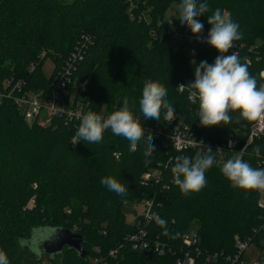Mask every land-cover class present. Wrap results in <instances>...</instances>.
Wrapping results in <instances>:
<instances>
[{
	"label": "trees",
	"instance_id": "16d2710c",
	"mask_svg": "<svg viewBox=\"0 0 264 264\" xmlns=\"http://www.w3.org/2000/svg\"><path fill=\"white\" fill-rule=\"evenodd\" d=\"M206 2L209 12L201 17L200 41L190 29L182 40L181 46L196 45L190 57L182 47L168 44L170 33H161L175 22L168 13L181 0H0V92L22 80L27 92L47 95L53 79L63 74L67 60L79 49L83 59L72 68L71 80L73 86L86 83L84 90L78 85L73 95L87 112L111 114L127 96L145 132L167 134L182 122L212 144L229 138L238 141L234 150L220 154L211 148L216 164L206 172L207 186L184 196L173 183L169 161L174 163L177 155L193 157L198 151L179 153L163 135L153 140L156 151L146 158L143 140L130 150L129 142L110 130L99 144H71L80 121L69 124L54 115L47 125L31 123L12 98H4L0 102V250L10 264H176L177 256L188 248L183 240L189 234L198 239L194 264H232L227 259L237 252L235 237L243 241L254 236L264 214L259 189H233L217 162L218 157L225 162L241 152L254 121L232 113L228 124L203 127L197 117L198 102H190L186 86L180 91L179 85L194 81L195 66L201 61L211 64L219 55L201 42L211 27L207 17L217 8L229 14L243 34L225 55L235 51L258 85L264 83V0ZM48 59L54 63L49 76L43 69ZM147 79L167 88V99L176 110L173 123L163 120V110L160 121L140 115L139 99ZM241 156L253 167L264 168V133ZM151 170L162 172V180L144 184L142 175ZM109 175L128 188L126 196L100 183ZM142 199L153 200L155 217L145 220L137 215L128 222L124 204ZM31 202L34 208L29 210ZM160 219L166 227L157 223ZM139 230L177 252L153 254L149 259L145 252L132 250L126 239ZM58 232L81 238L86 256L67 246L48 254L43 240ZM120 244L124 246L120 256L108 257ZM209 254L217 258L207 261Z\"/></svg>",
	"mask_w": 264,
	"mask_h": 264
},
{
	"label": "clouds",
	"instance_id": "9594fccd",
	"mask_svg": "<svg viewBox=\"0 0 264 264\" xmlns=\"http://www.w3.org/2000/svg\"><path fill=\"white\" fill-rule=\"evenodd\" d=\"M209 12V5L198 0H181L179 19L190 28L193 35L200 41L204 25L201 17ZM211 25L207 37L201 41L214 48L219 55L213 63L201 61L194 70V81L187 83L188 100L198 102L197 117L203 127L219 126L232 121V113L248 121L264 120V83L258 85L257 78L250 74L247 63L241 62L234 51L225 55L235 47V42L242 39L240 25L234 22L229 14L217 8L207 17ZM191 63L196 65V61ZM168 91L163 83L147 79L139 99V112L144 120H163L171 122L176 118V110L167 99ZM134 103L130 105L129 98L122 99V106L107 117L94 111H88L80 116V123L72 137V143L79 141L86 144H99L104 139V133L110 130L114 136L123 137L129 142L130 150H136L141 140L145 148L143 155L150 158L156 151L151 133L145 138V129L138 116L135 115ZM193 157L177 155L169 161L173 183L181 194L188 196L199 193L207 186L206 172L216 164L214 153L210 147H202ZM231 146V142H229ZM259 153L260 149H255ZM222 175L230 182L233 189L245 192L264 190V168H255L245 161L240 152L228 158L220 166ZM100 183L109 191L119 196H126L128 188L113 176H105ZM157 223L166 227V221L160 219ZM21 240L20 245L25 246ZM0 264H10L4 250H0Z\"/></svg>",
	"mask_w": 264,
	"mask_h": 264
},
{
	"label": "built area",
	"instance_id": "2783aa9c",
	"mask_svg": "<svg viewBox=\"0 0 264 264\" xmlns=\"http://www.w3.org/2000/svg\"><path fill=\"white\" fill-rule=\"evenodd\" d=\"M177 34V33H176ZM178 35V34H177ZM175 35V37H177ZM179 38L184 39L185 36L178 35ZM210 46V45H208ZM235 48V47H234ZM83 59V53L81 50L77 49L67 60L64 68L63 74H58L53 79L51 83V89L47 95H44L43 91L36 93H30L25 90L26 83L22 80L14 82L13 84L9 83V89L5 92H0V102L4 98H12L14 103L20 108L25 117L28 120H38L40 123L46 122L47 119H42L45 116L44 112L49 116V120L46 123H50L54 115H59L65 118L66 122L76 123L80 121V116L86 114L87 111L83 108L80 102L74 101V95L72 94V68L79 60ZM35 66L31 67V70H34ZM11 84V85H10ZM85 82H80L79 86L82 90L85 89ZM185 85L180 84L179 90L183 91ZM34 95V96H32ZM110 113H101V115L107 117ZM175 121L172 120L170 123ZM151 133L153 140L159 139L164 135L166 140L173 146V148L179 152L183 153L186 150L192 149L196 151H201V146L199 142H202V147L207 148V144L204 139L198 138L195 136V131L191 126L184 124L182 122L176 123L173 125L171 131L167 134H163L162 131H149L145 132V138ZM264 133V120H256L250 128L246 143L241 150L240 154L244 152L245 148L248 147L256 138ZM231 142V146L229 145ZM238 145L236 139H229L227 142L222 144H217L216 150H220L218 153H223L225 150H234ZM118 157V155H116ZM162 172L158 170L147 171L142 175V182L147 184L150 180L154 182H159L162 180ZM146 211L143 214L145 220H152L155 215L152 211L153 200L145 199ZM264 207V204H261ZM262 235L263 237L259 238L256 241V237ZM180 236V235H178ZM127 242L130 244L132 250L139 252H151L152 254L164 255L167 252H177L173 246L159 241V240H149L144 230H139L138 233L129 236ZM183 243L187 246V250H182V254L177 256L176 264H194L195 263V252L199 251L197 247L198 239L196 235H187ZM236 243V254L234 258L229 257L227 260L231 261L232 264H264V214L262 216L261 225L254 230V236L248 238L247 240H241L239 237H235ZM258 246L260 252L259 256L253 260H245L244 254L249 248L250 245ZM123 245L120 244L116 248L112 249L109 252L108 257L112 259H117L123 249ZM192 248V249H191ZM217 258V254L207 256V261H212ZM97 261H101L97 260Z\"/></svg>",
	"mask_w": 264,
	"mask_h": 264
},
{
	"label": "rangeland",
	"instance_id": "374dc122",
	"mask_svg": "<svg viewBox=\"0 0 264 264\" xmlns=\"http://www.w3.org/2000/svg\"><path fill=\"white\" fill-rule=\"evenodd\" d=\"M180 14V5H177L175 7H173L170 12L168 13V15L171 17L172 20H174L175 22L170 23V29L168 30H161L162 34H168L170 33V37L169 40L167 41L169 45L175 47V48H181L190 56V57H194L195 52H196V45L194 43H189L186 44L184 46L182 45V38H179L178 35L181 36H185V38H188V32L189 29L188 27H186L185 25H183L181 23V20L178 18ZM175 17V18H174ZM174 18V19H173ZM173 28V29H172ZM178 35H177V34ZM175 35H177V37H175ZM54 63L51 59L46 60V62L44 63V72L46 73V75H50L53 69ZM262 76L264 77V73H262ZM79 85L78 82H76L72 88V94L74 93V91L76 90L77 86ZM34 96V95H32ZM21 110H24V108H22ZM45 116H43V120L47 119L46 122H48V120L50 119L49 116L47 115L46 112H44ZM31 123H33V121L35 120H29ZM39 122V121H38ZM43 122L41 123L42 125H47L49 123ZM255 122V121H254ZM40 123V122H39ZM253 125V124H252ZM251 125V126H252ZM251 128V127H250ZM249 134V132H248ZM232 136V135H231ZM248 137V135H247ZM229 139H234V138H229ZM228 139V140H229ZM227 140V141H228ZM207 144H209L208 147L210 148H215L217 147V144H212L206 140H204ZM226 141V142H227ZM225 143V142H223ZM222 144V143H220ZM219 164H222L224 162L223 158L218 157V161ZM259 194H260V200H259V204L261 206V204H264V190H259ZM146 201L145 199H142L141 201H127L124 206H123V211L126 215V219L128 222L133 223L137 217V215H143L146 211V207H145ZM29 210H31L32 208H34V203L31 202L28 207ZM196 227V223L194 225ZM259 248L258 246L252 244L249 246V248L247 249V251L244 254V258L245 260H253L256 259L259 256Z\"/></svg>",
	"mask_w": 264,
	"mask_h": 264
},
{
	"label": "water",
	"instance_id": "95a60500",
	"mask_svg": "<svg viewBox=\"0 0 264 264\" xmlns=\"http://www.w3.org/2000/svg\"><path fill=\"white\" fill-rule=\"evenodd\" d=\"M43 246L44 250L48 254H57L67 246L68 248L77 251L80 256H86V250L82 243V239L79 237L71 236L67 232H58L57 234H53L50 237H47L43 240ZM144 254L148 256L149 259L153 257V254L151 252H145Z\"/></svg>",
	"mask_w": 264,
	"mask_h": 264
}]
</instances>
